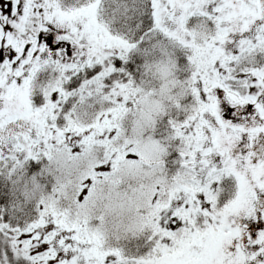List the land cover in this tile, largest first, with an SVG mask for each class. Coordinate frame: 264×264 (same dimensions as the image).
Returning <instances> with one entry per match:
<instances>
[{
	"label": "snow or ice",
	"instance_id": "6c2138e0",
	"mask_svg": "<svg viewBox=\"0 0 264 264\" xmlns=\"http://www.w3.org/2000/svg\"><path fill=\"white\" fill-rule=\"evenodd\" d=\"M0 264H264V0H0Z\"/></svg>",
	"mask_w": 264,
	"mask_h": 264
}]
</instances>
